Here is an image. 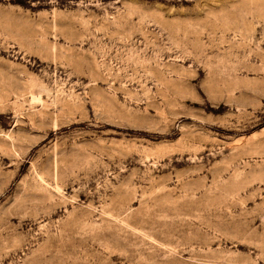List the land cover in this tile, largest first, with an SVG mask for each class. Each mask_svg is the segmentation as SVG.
I'll list each match as a JSON object with an SVG mask.
<instances>
[{
  "label": "rangeland",
  "instance_id": "1",
  "mask_svg": "<svg viewBox=\"0 0 264 264\" xmlns=\"http://www.w3.org/2000/svg\"><path fill=\"white\" fill-rule=\"evenodd\" d=\"M0 264H264V0H0Z\"/></svg>",
  "mask_w": 264,
  "mask_h": 264
}]
</instances>
